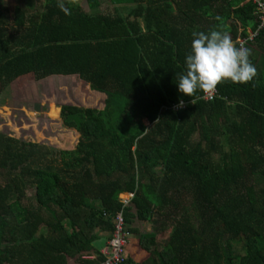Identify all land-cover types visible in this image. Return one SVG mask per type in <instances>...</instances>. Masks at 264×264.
Returning a JSON list of instances; mask_svg holds the SVG:
<instances>
[{
    "label": "trees",
    "instance_id": "obj_1",
    "mask_svg": "<svg viewBox=\"0 0 264 264\" xmlns=\"http://www.w3.org/2000/svg\"><path fill=\"white\" fill-rule=\"evenodd\" d=\"M111 1L128 15L99 0H65L70 14L58 0L32 11L0 0V97L26 77H76L107 96L102 110L61 107L80 135L73 150L0 133V264H100L95 241L118 213L121 264H264V27L247 45L251 82H221L212 102L198 90L195 104L177 84L192 32L225 31L238 47L261 24L257 4Z\"/></svg>",
    "mask_w": 264,
    "mask_h": 264
},
{
    "label": "rangeland",
    "instance_id": "obj_2",
    "mask_svg": "<svg viewBox=\"0 0 264 264\" xmlns=\"http://www.w3.org/2000/svg\"><path fill=\"white\" fill-rule=\"evenodd\" d=\"M44 1L13 0L11 9L16 5H26L28 2L35 6L32 10H36V7L42 9ZM101 1L104 4L101 10L106 13V0ZM69 2L82 4L88 9L86 0ZM262 53L264 51L260 50V54ZM262 60L261 55L256 63L259 68H263ZM106 99V94L91 90L89 84L76 77H52L41 81L26 77L13 83L0 97V133L23 142L42 144L58 150H73L80 135L76 130L64 126L61 107L71 105L102 110ZM52 107L59 110L56 118L51 116ZM27 198L35 203L31 191L27 192ZM127 198V194L121 195L122 200ZM133 226L141 233L153 231L150 222L135 221ZM169 233L168 231L164 237ZM158 237L161 240L163 236ZM238 249L241 248L238 246ZM75 262L76 260L71 259L70 264H76Z\"/></svg>",
    "mask_w": 264,
    "mask_h": 264
},
{
    "label": "clouds",
    "instance_id": "obj_3",
    "mask_svg": "<svg viewBox=\"0 0 264 264\" xmlns=\"http://www.w3.org/2000/svg\"><path fill=\"white\" fill-rule=\"evenodd\" d=\"M57 7L70 14L65 0H58ZM192 37L191 50L184 61L185 70L177 74L178 90L192 97L191 103L195 104L198 90L211 97L225 80L248 83L256 77L257 69L249 59L251 50L243 45L237 47L227 32L193 31ZM178 107H184L182 100Z\"/></svg>",
    "mask_w": 264,
    "mask_h": 264
},
{
    "label": "built area",
    "instance_id": "obj_4",
    "mask_svg": "<svg viewBox=\"0 0 264 264\" xmlns=\"http://www.w3.org/2000/svg\"><path fill=\"white\" fill-rule=\"evenodd\" d=\"M254 2L257 4V12L259 14L258 17L261 20V24L256 32L248 31L247 38H239L237 41L238 47L243 45L247 48L248 43L252 42L257 37L259 31L264 27V3L261 0H254ZM218 96V88H216L211 97L205 96L203 93L201 99L206 102H212L218 98ZM185 106L186 103L184 102V107ZM172 109L177 111L181 108L178 107V104H175L172 106ZM122 201L125 205H127L130 200ZM113 222L114 229L111 237L108 239L105 247L101 250V252L105 255V259L100 264H121L124 259L125 246L128 242L130 234L125 230V222L122 213H118Z\"/></svg>",
    "mask_w": 264,
    "mask_h": 264
},
{
    "label": "crops",
    "instance_id": "obj_5",
    "mask_svg": "<svg viewBox=\"0 0 264 264\" xmlns=\"http://www.w3.org/2000/svg\"><path fill=\"white\" fill-rule=\"evenodd\" d=\"M99 1L101 3L99 10L101 12H103L101 10L103 5H104L103 1H101V0H99ZM105 3L107 4V6H106L107 12L106 13L103 12V13L110 14V15H122V16L128 15V10L122 9V7L129 6V5H115V4H113V2L111 0H106ZM28 4L32 5V3H29V2H28ZM142 4L144 5L145 3L143 2ZM28 7H30V9L32 11V8L34 9L35 6L32 5V6H28ZM142 26H143V24H142ZM249 31H251V30H249ZM59 78H61V77H59ZM127 195H128L127 200H130L132 198V195L131 194H127ZM142 233L145 234L146 232L145 233L142 232ZM108 238L109 237L106 233H100V238L95 241V246L101 251L105 247V245L108 241Z\"/></svg>",
    "mask_w": 264,
    "mask_h": 264
}]
</instances>
